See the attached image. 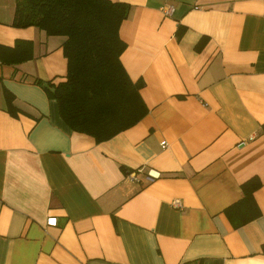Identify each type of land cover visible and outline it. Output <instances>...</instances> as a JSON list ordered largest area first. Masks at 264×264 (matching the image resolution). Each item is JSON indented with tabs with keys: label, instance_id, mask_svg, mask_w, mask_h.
Here are the masks:
<instances>
[{
	"label": "crops",
	"instance_id": "0c3cea01",
	"mask_svg": "<svg viewBox=\"0 0 264 264\" xmlns=\"http://www.w3.org/2000/svg\"><path fill=\"white\" fill-rule=\"evenodd\" d=\"M111 1L146 112L97 142L42 89L62 37L12 26L0 0V45L32 49L0 62V264H264V0Z\"/></svg>",
	"mask_w": 264,
	"mask_h": 264
},
{
	"label": "trees",
	"instance_id": "16d2710c",
	"mask_svg": "<svg viewBox=\"0 0 264 264\" xmlns=\"http://www.w3.org/2000/svg\"><path fill=\"white\" fill-rule=\"evenodd\" d=\"M127 11V3L111 0H14L12 26H35L46 35L62 37L65 74L41 86L54 100L63 124L97 142L131 126L146 112L138 94L140 82H132L119 61L125 43L118 27ZM31 51V41L16 39L11 46L0 45V62L28 60ZM4 98L6 111L16 116L13 95L5 90ZM257 186L255 179L242 185L246 200Z\"/></svg>",
	"mask_w": 264,
	"mask_h": 264
},
{
	"label": "built area",
	"instance_id": "2783aa9c",
	"mask_svg": "<svg viewBox=\"0 0 264 264\" xmlns=\"http://www.w3.org/2000/svg\"><path fill=\"white\" fill-rule=\"evenodd\" d=\"M160 10H161V12H162L164 15H170V14L172 13V11H173V6H172V5H165V6L161 7ZM138 171H139V170H138ZM156 175H158V174H156ZM128 177H129L130 179H135V180H136V176H135L134 173H128ZM153 177H155V176L152 175V174H150L149 172H147V173L145 174V176H144V179H145L146 181H151V180L153 179ZM172 205H174V206H179V202H178V200H177V199H176V200H173Z\"/></svg>",
	"mask_w": 264,
	"mask_h": 264
}]
</instances>
